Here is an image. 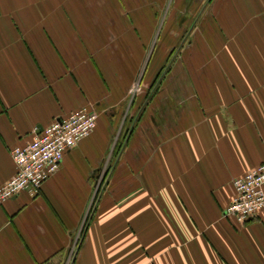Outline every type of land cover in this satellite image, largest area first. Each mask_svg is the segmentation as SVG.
<instances>
[{
  "label": "crops",
  "instance_id": "crops-1",
  "mask_svg": "<svg viewBox=\"0 0 264 264\" xmlns=\"http://www.w3.org/2000/svg\"><path fill=\"white\" fill-rule=\"evenodd\" d=\"M205 8L162 77L172 46L155 44L153 2L0 0V186L10 149L97 114L36 198L0 203V264H264V210L241 226L221 214L264 162V0ZM136 85L139 118L102 183Z\"/></svg>",
  "mask_w": 264,
  "mask_h": 264
},
{
  "label": "built area",
  "instance_id": "built-area-1",
  "mask_svg": "<svg viewBox=\"0 0 264 264\" xmlns=\"http://www.w3.org/2000/svg\"><path fill=\"white\" fill-rule=\"evenodd\" d=\"M96 120L94 111L80 108L51 121L25 146L10 149L15 173L0 186V203L20 193L36 198L46 179L58 171L64 152L90 135ZM231 186V201L221 214L223 219L241 226L264 210V162L235 178Z\"/></svg>",
  "mask_w": 264,
  "mask_h": 264
},
{
  "label": "rangeland",
  "instance_id": "rangeland-1",
  "mask_svg": "<svg viewBox=\"0 0 264 264\" xmlns=\"http://www.w3.org/2000/svg\"><path fill=\"white\" fill-rule=\"evenodd\" d=\"M145 1L153 2L156 8L155 14H157V16H156L155 28L157 29H156V36L154 38L155 44L157 43L159 45V48L161 47L163 48L164 42L166 44H169L170 42L169 40H171L170 46H172V49H170V52H168L169 56L166 58L165 64H163L161 67V73H163L162 75L163 77L164 72L167 73L171 70L173 71L179 69L178 63L183 55L182 53H184L186 49H190V46H188L187 41L195 38V35H197V33L199 32V29L197 30V28H195L194 25L200 18L202 11L206 9L205 7H207L212 0H145ZM205 21H208V19H206ZM163 27L165 28L167 27L168 30L165 32ZM169 29H171V31H169ZM193 48L194 47H192L191 50L192 53H193ZM145 62L143 63L145 64ZM141 66L143 68L144 65L141 64L140 69ZM142 70L143 69H141V73ZM162 77H160L156 81V87L160 85L161 82L159 81H161ZM140 87L141 85L140 86L136 85L129 92V96H130L129 104L127 105L126 109L124 108L123 114L120 115L121 116L120 119L123 124H121L118 130H116V132L112 134L113 139L111 146H109V150H108L110 152L109 159L111 157H112L111 159H113L114 156L117 157L118 155L121 154V152L123 151L122 148L124 147V145H126L127 139L129 138L128 136L130 135V132L133 130L137 118H139L138 113L132 114L129 109H130V104H132L133 102L135 92L139 91ZM132 93L133 95L131 96ZM109 159H107L106 161L108 165L105 170V173H103L101 176V178H103L102 183L103 181H105V175L109 172L110 168L113 167L111 164V159L110 160ZM94 192L95 194L93 195L91 201V205H92L91 209L93 207V202L96 199H98L97 196L99 192H97V190Z\"/></svg>",
  "mask_w": 264,
  "mask_h": 264
}]
</instances>
